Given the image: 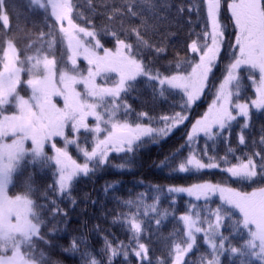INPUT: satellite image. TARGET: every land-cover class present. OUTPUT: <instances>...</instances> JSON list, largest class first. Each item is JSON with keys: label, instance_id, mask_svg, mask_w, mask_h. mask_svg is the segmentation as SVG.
<instances>
[{"label": "snow or ice", "instance_id": "obj_1", "mask_svg": "<svg viewBox=\"0 0 264 264\" xmlns=\"http://www.w3.org/2000/svg\"><path fill=\"white\" fill-rule=\"evenodd\" d=\"M86 2L93 13L103 17L101 24L84 15L80 0H28L32 11L41 12L46 31L20 48L10 31L13 25L6 0H0V264H61L52 257L51 250L57 247L67 255L79 256L81 264H113L117 256L122 257V264H132L130 255L139 264H222L225 253L239 257L238 264H252L253 260L264 264V135L259 141L246 143L244 132L252 109L264 111V0H192L176 6L177 14L194 12L197 19L193 22L189 16V23L201 27L199 32L192 29L186 45L194 55L181 57L177 53L163 70L146 65L142 53L145 48L158 56L164 53L165 39L150 43L139 27H125V15H140L134 0L122 7L95 0L103 12H97L93 0ZM144 3L153 5L154 0ZM222 9L230 12L233 29L234 39L227 44ZM15 30L23 31L18 19ZM130 35L135 36L134 42L129 41ZM104 37H111L115 47H106ZM57 44L64 49L59 70L53 52ZM222 51L230 58L221 80L212 85L215 93L211 104L199 119L189 120L192 105L209 87L213 69L223 62ZM81 56L88 65L84 70L77 63ZM242 68L248 70L255 89V98L245 102L240 98ZM256 72L258 78L253 75ZM25 73L23 82L31 89L27 99L17 91ZM138 77L144 78L142 83L154 98L180 96L179 111L173 108L170 113L153 116L132 109L128 96L138 89ZM97 78L103 83L98 84ZM76 85H83L82 91ZM54 97L62 98V107ZM238 117L244 118L242 124ZM234 122L240 127L238 144L245 145L240 155L229 142ZM181 125L190 126L181 145L187 154L181 158L173 153L165 157L161 167L171 162L172 169L180 173L219 169L235 183L255 181L253 190L213 182L166 189L154 186L151 203L146 202L145 193L121 202L127 211L114 214L111 222L127 233L126 241L114 234L112 240L105 236L99 254L88 249L86 236L72 237L64 247L52 243L48 228L41 232L46 215L67 216L57 198H67L74 204L73 188L80 178L104 166L130 168L136 152L148 143L167 139ZM82 130L90 135L82 137ZM201 136L205 138L203 145ZM57 138L63 141L61 146ZM208 141L225 144L224 154L210 153ZM70 146L82 156V162L73 158ZM116 157L120 163H114ZM26 159L51 171L53 179L44 194L46 205L34 202L30 183L21 187V194L9 195L13 174ZM114 187L106 185L105 191ZM161 193L171 200L167 209L160 207ZM180 194L205 203H190L184 214L176 216L172 205ZM213 196L220 201L214 207L209 204ZM149 214H154L157 226L170 216L178 221L159 256L155 250L150 255L148 232L152 220L145 222ZM225 220L230 225L228 234L221 231ZM51 230L58 231L54 223ZM200 234L207 251L200 249Z\"/></svg>", "mask_w": 264, "mask_h": 264}, {"label": "trees", "instance_id": "obj_2", "mask_svg": "<svg viewBox=\"0 0 264 264\" xmlns=\"http://www.w3.org/2000/svg\"><path fill=\"white\" fill-rule=\"evenodd\" d=\"M75 2V0H74ZM192 0H154L153 5L144 3V0H134V7L138 8L140 15L129 18L127 15L124 17L125 27L137 26L140 28L141 33L145 39L150 43H159L161 38L165 39L166 51L159 56L155 54L154 50L147 48L143 49V58L146 65H153L163 70V66L167 65L168 61L173 60L175 55L179 53L181 57L192 56L190 50L186 49V45L190 43V32L194 28L199 32L201 25L198 23L190 24L188 17H191L193 22L196 21L197 16L193 13L185 11L183 14H177L176 6L188 5ZM129 3V0H108L109 7H122ZM6 6L10 17L12 18L13 39L17 46L24 48L27 44L37 40L39 33L46 29L44 28V21L42 14L39 11H32L29 7L28 0H6ZM93 7L97 12H103L104 9L100 8L93 0ZM80 10L85 16H91L94 24L99 25L103 22V17L93 13L89 8L86 0H80ZM75 17V13H73ZM230 12L222 9V19L226 25L225 39L226 44L234 39L231 21L229 19ZM17 19L23 31H16L15 25ZM78 23L83 24V21L77 20ZM147 26V27H145ZM9 31V30H5ZM47 39V37H44ZM129 41L134 42L135 36L130 35ZM102 42L106 47L112 49L115 47L114 41L111 37H104ZM63 46L57 44L53 50L54 56L57 60V70L62 65L60 63ZM230 58L221 52V61L218 62L210 81L209 88L205 92L203 98L196 104L192 105L189 116L192 121L199 119L204 113L207 112L209 105L215 93L213 84H217L221 80L225 66ZM81 70L88 67L87 62L81 59L77 61ZM86 74V73H85ZM258 78L259 73L253 74ZM27 74H22V83L17 91L20 95L27 99L31 95V89L23 82ZM240 98L241 102L255 98V89L252 82L248 77V70L243 69L240 71ZM140 77L136 81L139 85L138 89L128 96V103L135 111H144L150 115L156 116L160 114L170 113L173 108L179 111L177 107L181 103L180 96L175 98L169 97L167 100H162L158 97L154 98L151 90L147 88ZM235 99V97H234ZM244 118H238L239 123H243ZM92 124V118L88 121ZM189 128V127H188ZM185 127L177 128L172 135L159 143H148L142 149L135 153L134 159L131 162L130 168L125 170H117L115 167L104 166L101 170L90 174L87 177L80 178L73 188V199L75 203H71L69 199L58 197L61 209L67 213L66 217L57 216L52 217L46 215L45 225L41 228V232L48 228V236L54 245L66 247L72 237L86 236L88 249L94 254H99L100 249L103 247V239L105 236L109 240L113 239V235L122 241H126L127 233L121 230V227L112 224V216L121 211H127L123 208L122 201L126 199H134L138 194H146V202H152V195L154 186L161 189H166L169 186H191L194 183L213 182L224 183L230 187H235L238 190L251 191L255 186V181H248L246 183H235L233 179H229L228 174L220 171L219 169H206L198 173H180L174 171L171 167V162L168 166L161 167V162L165 157L172 156L176 153L178 157H183L187 154L186 148H181L185 144L186 132ZM240 127L237 122L233 124L232 134L229 137V142L236 150V154L240 155L245 149V145H239L237 135ZM246 143L255 140L259 141L261 135H264V111H256L252 109V118L249 121V127L244 129ZM90 135L81 131V136ZM205 138L201 136L200 144L203 145ZM63 141L58 140V146H61ZM211 146L209 152L219 153L221 156L224 154L226 145L217 141L213 144L208 141ZM90 148V144L86 145ZM47 151V149H46ZM69 152L77 162H82L83 158L80 156L74 146L69 147ZM51 154V153H49ZM122 155V154H121ZM112 156H116L115 153ZM112 159V157H110ZM119 157H116L114 163H120ZM51 171L45 167L41 168L39 162L31 163L30 160L21 162V166L17 172L13 174V184L9 187V195L21 194L20 189L25 183H30L33 188L32 199L36 203L47 204L45 193L48 192V185L52 182ZM115 184L114 188L105 191L106 185ZM50 194V193H49ZM176 202L172 205V211L176 216L185 213L190 203H195L198 206L204 205V201H195L194 198L179 195ZM220 203L218 196H213L209 202L210 206H215ZM171 204V200L164 193L160 196V207L167 209ZM154 214H149L145 217V222L152 220L151 230L148 232V239H150V255L151 251L155 250L159 256L160 252L164 250L166 238H170L173 231L177 228L178 221L170 216L162 222L160 226L155 225ZM51 222V223H50ZM52 223L55 224L57 232L53 233L51 230ZM225 227L221 229L225 234L229 231V222L224 221ZM159 227V231H157ZM236 239H239L238 237ZM198 243L202 251H207V245L202 242V234L198 236ZM83 250V249H82ZM52 257L61 262V264H81L79 256H70L60 250V248H53L51 250ZM189 256H193L192 253ZM98 259L103 260L104 257L97 255ZM132 264H139L133 257L129 256ZM187 259V258H186ZM239 257H233L230 253H225L221 258L222 264H238ZM113 264H122V257L117 256ZM252 264H258L253 260Z\"/></svg>", "mask_w": 264, "mask_h": 264}, {"label": "rangeland", "instance_id": "obj_3", "mask_svg": "<svg viewBox=\"0 0 264 264\" xmlns=\"http://www.w3.org/2000/svg\"><path fill=\"white\" fill-rule=\"evenodd\" d=\"M78 59H81V60H84L83 59V57L81 56V57H79ZM84 61H86V60H84ZM87 62V61H86ZM218 64V63H217ZM244 68H242V69H240V71L241 70H243ZM214 70H215V68L213 69V72H214ZM86 75V74H85ZM112 76H115V74L113 73V74H111ZM211 78H212V75L209 77V85H210V81H211ZM138 79H140V77H138ZM137 79V80H138ZM97 83L98 84H101V83H103V81L100 79V78H97ZM76 88H77V90L78 91H82V89H83V85H76ZM209 87H206L205 89H204V93H203V95H201V97L199 98V100H197L196 101V103H198L202 98H203V96H204V94H205V92L207 91V89H208ZM53 100H54V102L55 103H57V105L58 106H63V100H62V98L61 97H54L53 98ZM195 103V104H196ZM238 118H240V117H238ZM89 119H91V118H89ZM189 120H191V118H190V116H189ZM187 123V122H186ZM235 123V122H234ZM233 123V124H234ZM180 127H184V125H181ZM190 130V126H189V128L187 129V131H189ZM58 140H59V138H57ZM30 143V142H29ZM180 195H183V196H186L185 194H180ZM187 197V196H186Z\"/></svg>", "mask_w": 264, "mask_h": 264}]
</instances>
